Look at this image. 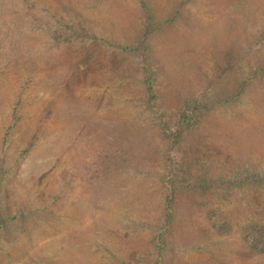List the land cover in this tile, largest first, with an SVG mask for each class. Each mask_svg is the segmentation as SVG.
<instances>
[{
  "label": "rangeland",
  "instance_id": "obj_1",
  "mask_svg": "<svg viewBox=\"0 0 264 264\" xmlns=\"http://www.w3.org/2000/svg\"><path fill=\"white\" fill-rule=\"evenodd\" d=\"M0 264H264V0H0Z\"/></svg>",
  "mask_w": 264,
  "mask_h": 264
},
{
  "label": "trees",
  "instance_id": "obj_2",
  "mask_svg": "<svg viewBox=\"0 0 264 264\" xmlns=\"http://www.w3.org/2000/svg\"><path fill=\"white\" fill-rule=\"evenodd\" d=\"M171 197L167 199V202H166V207H165V210L167 212V217H166V221H165V228L167 230H170L173 226V221H174V214L172 212V209H171Z\"/></svg>",
  "mask_w": 264,
  "mask_h": 264
}]
</instances>
